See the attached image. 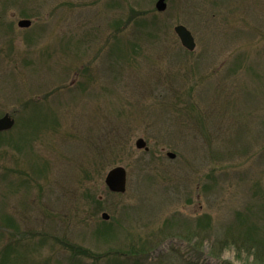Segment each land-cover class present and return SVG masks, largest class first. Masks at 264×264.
Masks as SVG:
<instances>
[{"label":"rangeland","instance_id":"obj_1","mask_svg":"<svg viewBox=\"0 0 264 264\" xmlns=\"http://www.w3.org/2000/svg\"><path fill=\"white\" fill-rule=\"evenodd\" d=\"M156 1L0 0V264H240L160 232L244 207L264 236V0Z\"/></svg>","mask_w":264,"mask_h":264},{"label":"trees","instance_id":"obj_2","mask_svg":"<svg viewBox=\"0 0 264 264\" xmlns=\"http://www.w3.org/2000/svg\"><path fill=\"white\" fill-rule=\"evenodd\" d=\"M250 209L248 207L242 208L241 211H236L231 220L220 228H213L206 219H198L196 230L190 229L185 223L177 220L175 217L166 219L161 226L160 234L164 231H171L175 233L172 236H181L189 242L197 240L199 249H203L204 244L208 247V252L211 258H218L223 252H231L233 258L240 262V264H264V236L260 237L257 233V227L249 220L246 213ZM250 212V211H249ZM245 214V215H244ZM212 229V230H211ZM199 234V239L197 236ZM205 234H212L213 240L206 241ZM169 236V235H168ZM195 244V243H194ZM185 264H205L192 263L185 261ZM219 264H231L227 261H222Z\"/></svg>","mask_w":264,"mask_h":264},{"label":"water","instance_id":"obj_3","mask_svg":"<svg viewBox=\"0 0 264 264\" xmlns=\"http://www.w3.org/2000/svg\"><path fill=\"white\" fill-rule=\"evenodd\" d=\"M165 0H157L155 3V8L158 11H163L165 8ZM19 27H28L30 25V20L20 19L17 21ZM174 33L177 35L181 45L187 50H193L195 47L194 39L191 33L183 26L176 25L173 28ZM14 120L6 113L0 117V131L8 130L13 126ZM135 146L138 149L148 150L145 145V141L142 138H138L135 141ZM166 155L169 158H173L174 154L172 152H167ZM104 183L108 190L115 193H122L126 188V172L122 166H115L107 171L104 177ZM101 217L104 219L108 218V214L103 212Z\"/></svg>","mask_w":264,"mask_h":264}]
</instances>
